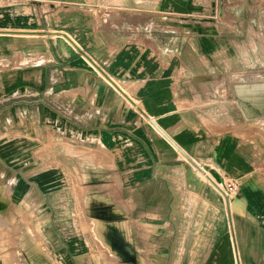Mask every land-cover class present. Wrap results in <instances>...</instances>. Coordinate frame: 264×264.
Returning a JSON list of instances; mask_svg holds the SVG:
<instances>
[{
  "label": "crops",
  "instance_id": "obj_1",
  "mask_svg": "<svg viewBox=\"0 0 264 264\" xmlns=\"http://www.w3.org/2000/svg\"><path fill=\"white\" fill-rule=\"evenodd\" d=\"M5 1L0 32L66 42L52 46L58 74H47L54 59L45 54L44 67L0 75V99L10 101L0 109V264H97L103 255L264 264L256 128L195 90L192 76L209 87L189 69L208 63L209 44L189 41L177 0H43L37 20L31 0ZM104 4L113 14L97 12ZM248 112L244 104L248 121L264 118ZM202 177L236 181L235 203L250 218L260 212L257 235H240Z\"/></svg>",
  "mask_w": 264,
  "mask_h": 264
},
{
  "label": "rangeland",
  "instance_id": "obj_2",
  "mask_svg": "<svg viewBox=\"0 0 264 264\" xmlns=\"http://www.w3.org/2000/svg\"><path fill=\"white\" fill-rule=\"evenodd\" d=\"M41 2L43 0H31L30 4L33 6L34 18H43L46 13H41ZM8 3L5 0H0V9L7 7ZM97 9V12L105 14L112 13V8L104 7ZM57 10V9H54ZM101 10V11H100ZM113 14V13H112ZM179 14L188 15L185 25H189L192 28V40L189 41L195 43L199 40L201 43H208L209 50L207 52L208 63L204 66H192L190 73L192 75L201 74L207 75V87L203 84L198 76H192L195 81V90H203L208 92L205 95H210L215 100L220 101V106L229 108L226 111L233 119H239L241 128H249L248 126H255L256 138H257V157L264 178V118L257 120H247L244 115V104L250 102L258 104V106L264 107V90H259L260 85H264V2H254L250 0H177V12ZM183 20V19H182ZM179 22V21H178ZM181 23V22H180ZM184 36H182L183 38ZM199 38V39H198ZM64 42L65 39H58V37L51 35L50 37L42 36H26L20 34H14L10 32H0V75L6 76L13 71H22L27 67L28 69H39L44 67L43 57L53 58L54 61L47 63V74H58V68L56 67V60L59 57L58 42ZM198 41V42H199ZM66 42V41H65ZM195 60H200V57H193ZM204 61V60H203ZM196 64V63H195ZM26 68V69H27ZM184 69V68H182ZM97 74L100 72L97 71ZM205 80V78H204ZM3 86V85H1ZM253 86H258L256 91L253 90ZM247 87L249 91L244 92L242 90ZM247 90V89H246ZM243 94H250V98L246 96L242 98ZM3 98V97H2ZM1 98V99H2ZM0 109L8 107L9 99L5 98L1 101ZM209 100V98H207ZM213 99V101H214ZM245 99V100H244ZM212 103V102H211ZM247 112L250 109L246 105ZM261 110V109H260ZM250 116H262L264 115V108L258 112H248ZM228 115H225L227 118ZM248 132H242V136ZM248 139V138H247ZM247 144L242 142V144ZM3 167V166H1ZM202 179L211 186L218 194L221 195L216 184H220L218 179H210L212 184L206 177ZM209 179V177H208ZM214 180V181H213ZM235 190L230 193L229 196H225L224 200L228 202L225 207V216L227 221L238 223L240 235L246 236L248 233L251 235H257V227L253 226V223L259 224L261 219L254 218V222L250 219L248 208L245 206V202L242 200L235 203L239 194V187L235 181ZM233 203H232V202ZM229 202L231 205L229 206ZM243 202V203H242ZM104 228L102 222H96L94 232L100 235L101 230ZM164 231V232H163ZM162 236L167 237L168 228L162 230ZM264 231H262V235ZM162 238V237H161ZM264 241V238L262 240ZM168 241L164 238L160 239V254H169L165 250ZM69 246L70 244H66ZM99 245V244H98ZM66 246V247H67ZM103 246V243H100ZM37 250H40L36 245ZM112 254L121 255L119 247L116 244H111ZM46 256L50 258L48 253ZM125 259V258H124ZM123 258L118 260L115 258H109L102 256L98 259L97 264H119L124 261ZM146 263L144 264H147ZM153 261V260H150ZM193 261V262H192ZM206 260H190V259H174L164 258L154 260L156 264H204ZM211 261V260H208ZM121 264V263H120Z\"/></svg>",
  "mask_w": 264,
  "mask_h": 264
},
{
  "label": "built area",
  "instance_id": "obj_3",
  "mask_svg": "<svg viewBox=\"0 0 264 264\" xmlns=\"http://www.w3.org/2000/svg\"><path fill=\"white\" fill-rule=\"evenodd\" d=\"M216 185H217V187H218V189H219V191L223 197L229 196L230 193L232 194V192L236 188L234 182H229V183L223 182V183H220L219 185L218 184H216Z\"/></svg>",
  "mask_w": 264,
  "mask_h": 264
},
{
  "label": "bare ground",
  "instance_id": "obj_4",
  "mask_svg": "<svg viewBox=\"0 0 264 264\" xmlns=\"http://www.w3.org/2000/svg\"><path fill=\"white\" fill-rule=\"evenodd\" d=\"M246 105H247V107L249 108V104L247 103V101H246ZM252 107H253V111H254V112L261 111V110H263V108H264L263 106H258V104H256V103H255V104L253 103V104H252ZM260 109H261V110H260ZM253 111H252V112H253Z\"/></svg>",
  "mask_w": 264,
  "mask_h": 264
},
{
  "label": "water",
  "instance_id": "obj_5",
  "mask_svg": "<svg viewBox=\"0 0 264 264\" xmlns=\"http://www.w3.org/2000/svg\"><path fill=\"white\" fill-rule=\"evenodd\" d=\"M112 82V80H110ZM114 85H116L114 82H112ZM117 86V85H116ZM119 89V88H118Z\"/></svg>",
  "mask_w": 264,
  "mask_h": 264
}]
</instances>
